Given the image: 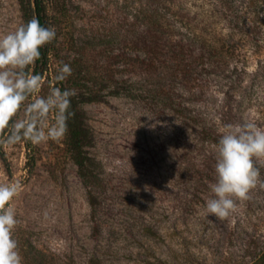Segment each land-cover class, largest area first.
Wrapping results in <instances>:
<instances>
[{
	"label": "rangeland",
	"instance_id": "obj_1",
	"mask_svg": "<svg viewBox=\"0 0 264 264\" xmlns=\"http://www.w3.org/2000/svg\"><path fill=\"white\" fill-rule=\"evenodd\" d=\"M40 1L59 39L52 70H59V59L102 64L96 54L104 42L132 21L123 8L129 5L134 12L143 5L137 0ZM22 24L19 0H0V34ZM209 85L204 104L188 100L186 92L180 99L189 109L185 116L206 121L200 123L116 96L111 85L81 84L86 97L104 96L80 106L90 133L86 151L107 181L97 221L66 150V133L35 145L23 139L10 143L12 129L0 125V185L20 186L5 207L19 220L14 238L22 264H36L38 255L46 264H90L91 259L98 264H251L264 247V185L258 183L247 200H238L228 218L207 215L216 145L201 132L222 133L228 106L235 108L234 124L251 121L264 128V76L245 78L232 98L222 93L224 87ZM54 92V85L40 84L17 112V124L28 119V104ZM57 117L53 108L37 127L46 132ZM257 163L264 168V160Z\"/></svg>",
	"mask_w": 264,
	"mask_h": 264
},
{
	"label": "trees",
	"instance_id": "obj_2",
	"mask_svg": "<svg viewBox=\"0 0 264 264\" xmlns=\"http://www.w3.org/2000/svg\"><path fill=\"white\" fill-rule=\"evenodd\" d=\"M139 1L143 5L134 12L129 10V5L123 8L133 16L132 21L117 38L104 42L105 47L96 54L104 59L102 64L59 59V70H52L51 56L56 57L53 51L59 53L56 37L40 50V58L25 69L29 75L39 77V85H54L55 91L61 93L74 92L65 113L64 144L87 188L96 221L107 181L98 171L100 165L96 159L86 151L90 133L80 106L103 101L104 96L93 92L86 97L81 84L111 85L116 96L133 97L148 103L152 110L161 108L163 112L169 110L188 118L185 115L189 109L180 102L184 98L182 92H186L188 100L204 104L206 94L211 93L209 84L224 87L222 93L232 98L237 95V88L242 90L245 78L264 76V0H137L136 3ZM19 2L24 23L35 18L42 26L55 30L40 0H35L34 5L33 0ZM253 62L256 68L250 69ZM63 65H68L71 73L60 78ZM227 110L221 120L224 125H239L231 120L235 108L228 106ZM17 115L3 124L4 128L12 129L10 136L22 135V130H14ZM188 119L206 123L204 119ZM201 134L215 145L221 135L207 128ZM255 166L264 181V168L257 161ZM95 229H99L97 222ZM33 259L36 264H46L39 255ZM90 264L98 262L91 259ZM251 264H264V247Z\"/></svg>",
	"mask_w": 264,
	"mask_h": 264
},
{
	"label": "clouds",
	"instance_id": "obj_3",
	"mask_svg": "<svg viewBox=\"0 0 264 264\" xmlns=\"http://www.w3.org/2000/svg\"><path fill=\"white\" fill-rule=\"evenodd\" d=\"M55 38L54 28L42 26L35 18L0 34V125L6 124L35 94L39 77L29 75L25 69L40 58V50ZM70 73V67L63 65L60 78ZM72 95L71 90L56 91L48 98L28 104V119L16 124L22 135L14 136L9 142L27 139L35 145L47 139H58L67 130L65 113L70 108ZM53 108L57 109L58 117L55 125L45 132L37 125ZM258 160H264V128L251 121L226 125L215 146V182L210 184L213 196L206 201L207 215L228 218L236 211L238 200H247L258 183L264 185L260 169L255 166ZM19 190L16 183L0 185V209H3L0 211V264H22L18 242L14 238L19 220L12 208L5 207Z\"/></svg>",
	"mask_w": 264,
	"mask_h": 264
},
{
	"label": "water",
	"instance_id": "obj_4",
	"mask_svg": "<svg viewBox=\"0 0 264 264\" xmlns=\"http://www.w3.org/2000/svg\"><path fill=\"white\" fill-rule=\"evenodd\" d=\"M35 4V0H33V5Z\"/></svg>",
	"mask_w": 264,
	"mask_h": 264
}]
</instances>
